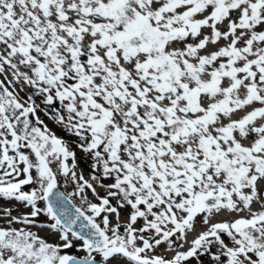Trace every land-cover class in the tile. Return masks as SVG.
Returning <instances> with one entry per match:
<instances>
[{"label":"snow or ice","instance_id":"6c2138e0","mask_svg":"<svg viewBox=\"0 0 264 264\" xmlns=\"http://www.w3.org/2000/svg\"><path fill=\"white\" fill-rule=\"evenodd\" d=\"M0 264H264V0H0Z\"/></svg>","mask_w":264,"mask_h":264},{"label":"rangeland","instance_id":"374dc122","mask_svg":"<svg viewBox=\"0 0 264 264\" xmlns=\"http://www.w3.org/2000/svg\"><path fill=\"white\" fill-rule=\"evenodd\" d=\"M58 134H61L63 135V133H58ZM66 138H69V137H66ZM83 156V154L81 152H79V150H77V159H78V163L80 164V169L84 170V173L85 175L87 176L88 175V162L85 161L84 159H82L81 157ZM69 191H71V188L68 189ZM98 191H101V194H103L102 190L100 189H97ZM197 228L199 229V224H197ZM162 251V249H161ZM164 254H167V253H164Z\"/></svg>","mask_w":264,"mask_h":264},{"label":"bare ground","instance_id":"6f19581e","mask_svg":"<svg viewBox=\"0 0 264 264\" xmlns=\"http://www.w3.org/2000/svg\"><path fill=\"white\" fill-rule=\"evenodd\" d=\"M194 235V234H193ZM191 238V237H190ZM168 254V253H167Z\"/></svg>","mask_w":264,"mask_h":264}]
</instances>
